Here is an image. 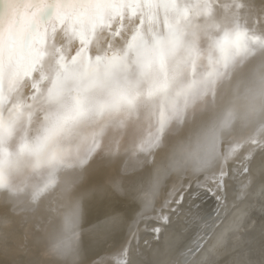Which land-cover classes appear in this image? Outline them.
<instances>
[{
	"label": "snow or ice",
	"instance_id": "snow-or-ice-1",
	"mask_svg": "<svg viewBox=\"0 0 264 264\" xmlns=\"http://www.w3.org/2000/svg\"><path fill=\"white\" fill-rule=\"evenodd\" d=\"M0 8V189L13 172L38 179L25 186L31 202L51 194L63 170L81 173L82 194L53 208L45 240L61 221L75 224L81 202L108 209V223L127 226V239L109 259L132 264L142 234L158 237L184 218L183 247L194 252L226 212L229 191L244 195L250 165L264 154V104L244 111L222 134L213 167L176 173L150 213L119 210L130 190L151 201L159 184L157 159L173 149L198 157L213 147L217 117L243 107L245 89L264 83V3L256 0H2ZM59 37V38H58ZM36 134L8 144L16 131ZM195 145V150H191ZM104 174L105 183L89 186ZM22 191L25 189H21ZM164 186L160 187L163 192ZM204 194L215 200L207 212ZM87 197V198H85ZM58 221V222H57ZM147 243V240L144 241ZM49 252V251H48ZM179 264V261H177ZM186 264H194L193 260Z\"/></svg>",
	"mask_w": 264,
	"mask_h": 264
},
{
	"label": "bare ground",
	"instance_id": "bare-ground-1",
	"mask_svg": "<svg viewBox=\"0 0 264 264\" xmlns=\"http://www.w3.org/2000/svg\"><path fill=\"white\" fill-rule=\"evenodd\" d=\"M256 3L259 6L264 0H256ZM2 7L3 2L0 0ZM38 128L39 121H34L30 129L19 128L9 141V150L16 151L25 136L33 137ZM223 149L221 143L220 151ZM191 150H195V145ZM179 158L180 155L174 157L171 150L166 157L158 158L156 168L152 169L153 175L158 172L159 181L163 179L164 190H159L158 194L160 199L167 194L168 187L175 183L174 174L186 171L171 172ZM250 171L251 181L243 197L234 200L235 191H229L227 211L215 221L214 230H209L207 226L201 229L204 239L196 251L190 253L188 248L183 247L186 235L183 229L187 225L182 217L172 226H166L158 237L142 234L139 246L133 245L132 264H177V261L186 264L193 257L194 264H264V154L255 157ZM58 176L60 180L57 188L38 205L31 202L25 188L38 178L27 169L12 173L10 183L15 191L0 189V223L9 222L7 226L0 227V264H67L66 260L48 252L45 234L49 225L56 221L53 208L79 199L84 181L81 179L82 174L74 170H63ZM105 182L104 174H95L90 177L89 186ZM142 195V192L130 190L127 195L118 196L122 202L117 206L118 209L123 211L126 207L129 212L133 209L141 211L137 199ZM204 197L203 208L210 212L215 200L207 194ZM156 203L157 198L153 206ZM126 239L127 226L109 224L107 208L93 204L85 213L82 202L76 223L65 225L61 221L53 242L62 243L67 253L75 256L77 264H93L100 257L111 259Z\"/></svg>",
	"mask_w": 264,
	"mask_h": 264
},
{
	"label": "clouds",
	"instance_id": "clouds-1",
	"mask_svg": "<svg viewBox=\"0 0 264 264\" xmlns=\"http://www.w3.org/2000/svg\"><path fill=\"white\" fill-rule=\"evenodd\" d=\"M240 104L243 107L228 105L217 117V121L213 130V147L210 151L202 152L198 157H180L178 163L171 168V172H180L184 170H194L198 172L210 169L215 165L220 156V144L224 131L230 129L237 123V117L244 111H251L254 107L264 104V83H262L259 92L253 94L250 89H245L240 97ZM174 157L179 155V149H173ZM166 179V177H165ZM163 185V179L156 186L151 201H145L138 198L137 202L141 204V212L151 211L156 196L159 194L160 187ZM82 207V202H81ZM9 222L3 221L0 227L7 226ZM50 254L56 255L58 258L66 260L67 264H77V259L74 255L64 253L54 248V243L48 246Z\"/></svg>",
	"mask_w": 264,
	"mask_h": 264
},
{
	"label": "water",
	"instance_id": "water-1",
	"mask_svg": "<svg viewBox=\"0 0 264 264\" xmlns=\"http://www.w3.org/2000/svg\"><path fill=\"white\" fill-rule=\"evenodd\" d=\"M125 241H126V240H125ZM124 243H125V242H124ZM123 245H124V244H123ZM123 245H122V246H123ZM122 246H121V247H122Z\"/></svg>",
	"mask_w": 264,
	"mask_h": 264
}]
</instances>
